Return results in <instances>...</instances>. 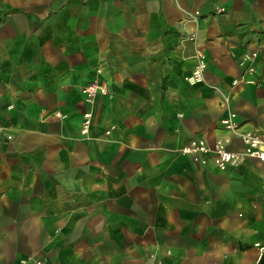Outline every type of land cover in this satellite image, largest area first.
Instances as JSON below:
<instances>
[{"label": "crops", "instance_id": "crops-1", "mask_svg": "<svg viewBox=\"0 0 264 264\" xmlns=\"http://www.w3.org/2000/svg\"><path fill=\"white\" fill-rule=\"evenodd\" d=\"M227 108L264 142V0H0V264H264V165L182 152Z\"/></svg>", "mask_w": 264, "mask_h": 264}, {"label": "built area", "instance_id": "built-area-1", "mask_svg": "<svg viewBox=\"0 0 264 264\" xmlns=\"http://www.w3.org/2000/svg\"><path fill=\"white\" fill-rule=\"evenodd\" d=\"M204 65L198 64L193 73L194 79H200ZM236 83L233 82V85ZM82 95L87 99H92L96 95H105L107 88L98 83H90L81 90ZM88 114H84L83 127L88 125ZM222 129L239 139L242 147L241 150L232 151L228 149L229 138L217 140L210 148L204 140L191 141L182 149L184 154L192 155L196 160L198 155L210 154L214 165L219 169H224L227 165L237 164L245 159H254L264 165V142L256 134L240 131L239 123L236 120V114L227 108L224 117L220 121ZM29 264V263H28ZM31 264H42L40 261H34ZM152 264H163L156 261Z\"/></svg>", "mask_w": 264, "mask_h": 264}]
</instances>
